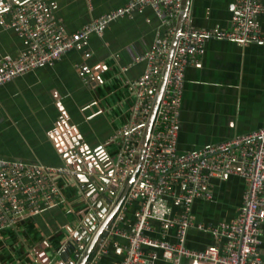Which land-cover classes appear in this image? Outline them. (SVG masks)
Instances as JSON below:
<instances>
[{
  "label": "built area",
  "instance_id": "2783aa9c",
  "mask_svg": "<svg viewBox=\"0 0 264 264\" xmlns=\"http://www.w3.org/2000/svg\"><path fill=\"white\" fill-rule=\"evenodd\" d=\"M182 2L126 0L121 7L66 32L63 24L48 12L45 0H0V30L11 29L25 41L16 55L0 56V84L37 66L50 64L88 32L100 31L107 21L129 13L134 7L150 6L164 29L163 34L154 35L149 48L140 56L144 61L142 72L126 80L132 98L127 118L105 142L93 150L82 148L78 142L76 145L71 142V148L64 144L60 148L63 161L57 165L0 156V238L4 230L15 231L27 215L42 205L66 202L55 180V176L64 175L76 184L90 182L88 197L81 199L85 218L80 220L79 230L74 229L78 233L83 231L80 238L86 242L103 218L102 214L98 216L99 208L90 198L91 191L95 190L99 206L103 204L108 210L136 165L126 192L103 225L84 264H97L114 236L125 241L123 256L115 264H159V261L181 264L182 259L190 264H264L259 253V224L264 222V127L183 152L177 151L176 146L185 67L197 62L204 41L209 38L230 39L242 45L264 43V32L257 20L258 15L264 14V0H231L226 28L194 25L183 16L163 90L136 163ZM59 131L61 134L58 129L54 137ZM108 143L115 146L113 158L106 153ZM79 174L86 179H76ZM227 174L238 175L245 181L235 214L216 222L195 220L192 203L209 195L205 188L208 179ZM133 201L136 206L131 227L122 228L119 223L124 220L123 212ZM153 220L158 224L159 235L149 233L154 229ZM190 228L208 231L213 244L202 248L188 246L185 240ZM66 246L65 241L63 248ZM25 249L33 253L29 247Z\"/></svg>",
  "mask_w": 264,
  "mask_h": 264
},
{
  "label": "crops",
  "instance_id": "0c3cea01",
  "mask_svg": "<svg viewBox=\"0 0 264 264\" xmlns=\"http://www.w3.org/2000/svg\"><path fill=\"white\" fill-rule=\"evenodd\" d=\"M45 1L48 12L63 24L65 31L73 32L93 17L121 7L126 0ZM230 3L231 0H188L184 7L183 0L178 20L184 15L194 25L226 28ZM257 20L264 32V14L258 15ZM163 32L150 6L134 7L129 13L107 21L100 31L88 32L50 64L37 66L0 84V156L57 165L63 161L60 148L71 145L69 136H75L78 145L89 150L105 142L127 118L132 98L126 80L142 72L144 61L140 56L149 48L154 35ZM24 46V38L13 30H0V56L16 55ZM86 52L88 55H84ZM260 127H264V43L242 45L230 39H206L197 62L184 69L177 151L191 150ZM58 129L61 134L59 131L55 140L54 132ZM115 151L113 144L106 145L110 158ZM67 177L55 176L66 202L42 205L22 221L28 224L26 231L23 229L25 233L19 226L11 232L14 243L21 242L24 248L32 250L31 254L26 249L24 252L29 264H58L68 259L76 264L86 250L88 240L75 258L76 247L67 252V258L61 251L65 249V240L74 229L79 230L80 220L85 218L76 202L88 197L90 187L89 180L76 184ZM244 187V179L235 174L210 177L205 187L209 195L192 203L193 218L203 222L231 218ZM94 191L90 198L99 208L97 212L106 216L119 195L105 210V205L99 206L96 201ZM135 206L133 201L124 210L120 227H131ZM151 222L154 229L149 233L159 235L157 222ZM259 230V253L264 259V222L259 224ZM29 236L35 238L33 242ZM111 240L97 264H115L122 258L124 239L114 236ZM185 242L190 247L202 248L214 241L208 231L190 228ZM0 247L10 253L14 251L7 241L1 242ZM94 247L95 244L91 251ZM14 258L22 264L21 258ZM182 260L181 264H190ZM159 264L169 262L159 261Z\"/></svg>",
  "mask_w": 264,
  "mask_h": 264
},
{
  "label": "water",
  "instance_id": "95a60500",
  "mask_svg": "<svg viewBox=\"0 0 264 264\" xmlns=\"http://www.w3.org/2000/svg\"><path fill=\"white\" fill-rule=\"evenodd\" d=\"M187 5H188V0H185L184 7H186ZM183 16L184 15H181V18L178 20L177 25H176V30H175V32L172 35L171 40H170V46H169V49H168V52H167V56H166L164 68H163V71H162V75H161V78H160V81H159V84H158V89H157V92H156V95H155V99L153 101V105L151 107L147 122L145 124V130H144V134H143V137H142L140 151L138 153L136 163L139 162V159L141 157L142 150L144 148V145L146 143V139H147V136H148V133H149V130H150V125H151V121H152V118H153V115H154V111H155V108L157 106L158 100H159L160 95H161L162 90H163L164 78H165V75H166V72H167V68H168L170 57H171V54H172V51H173V48H174V44H175L177 36H178V34L180 32ZM70 141L72 142V145H76L77 142H78L74 137H71ZM68 147L71 148L72 146H68ZM82 148H85V147H82ZM77 149L82 151L80 147H77ZM135 170H136V165L129 171L128 177H127L126 181L123 183L122 190H120V195H119L118 199L116 200L113 208H111V210H109V213H107L106 216H102L103 218L101 220V223L94 228L91 237L87 241L86 250H85L84 254L81 256L80 260L76 264H84V262L86 261V258L88 256V254L90 253L92 247L94 246V244L96 243V241L99 238V234H100V232L102 230L103 225L109 220V218L111 217L112 213L117 209L120 200L122 199L124 193L126 192V190L128 188V185H129L130 181L133 178ZM75 178L79 179V180H85L86 176L83 175V174H81V175L79 174V175H75ZM103 210L104 209L101 208V211H103ZM100 215L101 214H98V216H100ZM82 233H83V231H79V233H78L77 230H74V232L72 234V237L70 236L71 238L69 240H65L67 246H66L65 249L61 250L62 253H64V258H67V256H68L67 252L70 251V249H72L74 247H76V250L73 253V257L75 258L78 255V252L80 251V248L82 247V245L85 242V241H82V242L80 241L79 242V239H81L80 235ZM50 255L53 256V252ZM37 256L39 257L38 254H37ZM64 261L65 260H60L58 262V264H73L71 259H68L66 262H64Z\"/></svg>",
  "mask_w": 264,
  "mask_h": 264
},
{
  "label": "trees",
  "instance_id": "16d2710c",
  "mask_svg": "<svg viewBox=\"0 0 264 264\" xmlns=\"http://www.w3.org/2000/svg\"><path fill=\"white\" fill-rule=\"evenodd\" d=\"M68 179L70 181H72L71 178H68ZM76 204H79V206L82 208V203H78V201H77ZM18 226H19L20 230L23 231L24 233H25L26 229L28 228L27 222L19 223ZM11 232H12L11 229L4 230L2 232L3 239L0 238V241L2 242V244H4L5 241L10 243L12 245L14 251L12 253H10L6 248L0 247V261L2 262V264H18L15 261V258L13 259V257H16V258L22 259L21 260L22 264H29V262L27 261L28 258L24 256L25 248H24L23 244L21 242L14 243L13 242L14 239H12ZM24 235L26 236V238H28L26 234H24ZM29 239H31V242H33L35 238H30V236H29Z\"/></svg>",
  "mask_w": 264,
  "mask_h": 264
},
{
  "label": "flooded vegetation",
  "instance_id": "af4514ba",
  "mask_svg": "<svg viewBox=\"0 0 264 264\" xmlns=\"http://www.w3.org/2000/svg\"><path fill=\"white\" fill-rule=\"evenodd\" d=\"M120 190H122V188H121ZM118 195H120V191L118 192V194L116 195V197H117Z\"/></svg>",
  "mask_w": 264,
  "mask_h": 264
},
{
  "label": "rangeland",
  "instance_id": "374dc122",
  "mask_svg": "<svg viewBox=\"0 0 264 264\" xmlns=\"http://www.w3.org/2000/svg\"><path fill=\"white\" fill-rule=\"evenodd\" d=\"M201 198V197H200Z\"/></svg>",
  "mask_w": 264,
  "mask_h": 264
}]
</instances>
